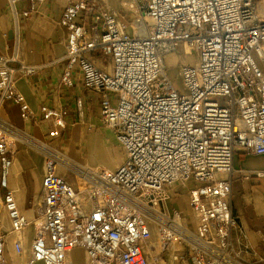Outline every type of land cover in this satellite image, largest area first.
Masks as SVG:
<instances>
[{"label": "built area", "instance_id": "1", "mask_svg": "<svg viewBox=\"0 0 264 264\" xmlns=\"http://www.w3.org/2000/svg\"><path fill=\"white\" fill-rule=\"evenodd\" d=\"M44 2L7 0L16 41L20 22ZM126 9L139 14L130 31L98 0H70L57 21L66 33L60 80L71 86L77 71L85 89L102 94L99 124L125 154L114 168L79 163L55 145L69 109L32 110L16 82L38 67L11 66L16 58L0 53V112L16 105L21 121H43L48 137L0 115V205L9 223L0 264L10 237L22 264H73L76 251L84 264H244L231 240L229 176L235 153L264 155V0H128ZM182 46L197 58L181 65L178 88L165 56ZM21 143L42 157L40 190L27 211L9 187ZM242 175L264 179V170Z\"/></svg>", "mask_w": 264, "mask_h": 264}, {"label": "crops", "instance_id": "2", "mask_svg": "<svg viewBox=\"0 0 264 264\" xmlns=\"http://www.w3.org/2000/svg\"><path fill=\"white\" fill-rule=\"evenodd\" d=\"M70 0H45L37 15L20 22L19 39L16 41L12 16L7 8V0H0V53L15 57L11 66L17 67L19 62L36 66L38 69L31 75L17 78L16 86L23 94L30 108L37 111L40 105L70 111L67 129L63 137L54 141L63 153L90 167L114 168L122 161L117 149L111 143L106 128L99 125L98 111L102 94L87 90L82 86L80 75L74 71L71 75L72 85L61 82L65 67V37L57 21L62 10ZM107 9L118 14L127 27V1L104 0ZM128 16H125V15ZM128 31V30H127ZM92 62L101 69L109 70L106 58L92 56ZM76 98L82 100V108L77 111ZM0 115L11 124L24 129L33 137L47 140V126L41 121L22 122L18 107L6 104ZM92 127V129H88ZM121 161V162H120ZM264 170V155L244 156L235 153L232 160L230 181V207L237 217V227L231 234L235 249L241 251L244 264H264V179L246 180L243 172ZM42 176L41 155L25 147L17 148L14 164L9 178V187L14 190L20 208L27 211L30 202L40 190ZM4 190L0 187V203ZM9 230V223L0 205V232ZM31 235V230L27 231ZM4 264H22V260L12 250L11 237L7 239ZM29 239L24 242L27 248ZM77 251L73 253V264ZM41 264V263H37Z\"/></svg>", "mask_w": 264, "mask_h": 264}, {"label": "rangeland", "instance_id": "3", "mask_svg": "<svg viewBox=\"0 0 264 264\" xmlns=\"http://www.w3.org/2000/svg\"><path fill=\"white\" fill-rule=\"evenodd\" d=\"M104 7H108L106 2L104 0H98ZM128 2V0H125ZM129 13V14H128ZM128 15H130L129 17H126V21H127V27H128V31H130V23H132L134 20L139 19V14L137 12H135L134 10H131L130 12H127ZM125 16H128V15ZM196 54L194 52H190V50L184 46H182L180 49H178L176 52L174 53H170L167 54L165 56V67H166V71L167 74L170 78V80L174 83V85L178 88H181L182 83H181V78H180V67L181 65L184 64H193L196 60ZM96 128H105L100 126V124L96 127ZM88 129H92V127H88ZM108 129V128H106ZM108 134L110 135L111 139V143L113 144V146L115 147V149H117L118 154H120L121 158L120 160L123 161L124 159V151L121 148V146L118 144V142L116 141L115 137H113V134L111 131L108 130ZM19 147H25L27 149H32L34 150L32 147V145L30 144H18L17 148ZM36 151V150H34ZM37 152V151H36ZM120 161V162H121ZM189 224L192 225V219L191 217H189ZM77 256L75 257L74 260V264H84L83 261V254L82 251H77Z\"/></svg>", "mask_w": 264, "mask_h": 264}, {"label": "bare ground", "instance_id": "4", "mask_svg": "<svg viewBox=\"0 0 264 264\" xmlns=\"http://www.w3.org/2000/svg\"><path fill=\"white\" fill-rule=\"evenodd\" d=\"M137 21H138V20H137ZM137 24H138L139 27L143 30V28H144V23H143V21H139V22H137ZM184 47L188 48L187 46H184ZM188 49H189V48H188ZM169 54H170V53H169ZM24 140L29 141V142L32 141V139H30V138L27 137V136H24Z\"/></svg>", "mask_w": 264, "mask_h": 264}]
</instances>
